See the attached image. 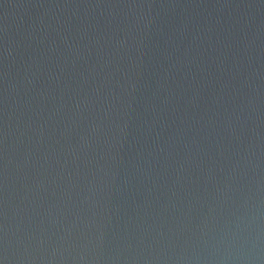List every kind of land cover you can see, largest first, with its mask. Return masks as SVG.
I'll return each instance as SVG.
<instances>
[{
  "label": "water",
  "instance_id": "1",
  "mask_svg": "<svg viewBox=\"0 0 264 264\" xmlns=\"http://www.w3.org/2000/svg\"><path fill=\"white\" fill-rule=\"evenodd\" d=\"M0 264H264V0H0Z\"/></svg>",
  "mask_w": 264,
  "mask_h": 264
}]
</instances>
